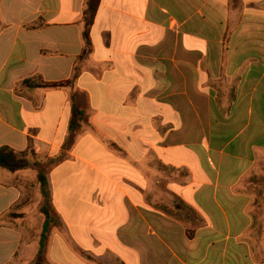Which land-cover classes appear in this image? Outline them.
<instances>
[{
  "label": "crops",
  "instance_id": "obj_1",
  "mask_svg": "<svg viewBox=\"0 0 264 264\" xmlns=\"http://www.w3.org/2000/svg\"><path fill=\"white\" fill-rule=\"evenodd\" d=\"M85 3L0 0V148L60 155L72 92L88 117L48 262L264 264V0H102L82 59ZM32 182L0 167V264L38 254Z\"/></svg>",
  "mask_w": 264,
  "mask_h": 264
},
{
  "label": "trees",
  "instance_id": "obj_2",
  "mask_svg": "<svg viewBox=\"0 0 264 264\" xmlns=\"http://www.w3.org/2000/svg\"><path fill=\"white\" fill-rule=\"evenodd\" d=\"M102 0H86L84 10V29L83 40L84 48L81 58L87 57L92 52V39L91 28L94 24L98 8ZM79 70L76 68L72 79L60 81V82H35L33 80H26V84L35 85L40 87H73L75 85L76 78L78 77ZM79 95L77 92H72V116L70 119L69 132L70 135L64 143L63 151L56 157H46L45 161L36 159L35 162H31L26 154L18 153L14 149L9 147L0 148V167L9 171L15 172L26 168H34L37 171L38 181L42 188L44 202L41 206V213L44 216V223L42 233L40 235L39 250L34 261V264H47L46 253L48 249V243L50 239V231L53 227L63 229L62 221L59 214L56 212L52 205L51 193L49 189L47 175L57 165H59L64 159L67 158V150L74 143L77 133L81 130L83 124L87 123L88 117L86 110L76 103V98ZM32 155L37 158V154L32 152ZM93 259L92 257H89Z\"/></svg>",
  "mask_w": 264,
  "mask_h": 264
},
{
  "label": "rangeland",
  "instance_id": "obj_3",
  "mask_svg": "<svg viewBox=\"0 0 264 264\" xmlns=\"http://www.w3.org/2000/svg\"><path fill=\"white\" fill-rule=\"evenodd\" d=\"M36 157L37 158H35V156L32 155L31 153L28 154V158L31 160V162H35L36 159H39L42 161L46 160L45 159L46 157H42V156H40V157L36 156ZM30 169L35 174H37V171L34 168L30 167ZM28 187H29V189H28V204H26V205L28 206L29 210L32 209V211L30 212L31 219L29 218L27 220V223H28L29 227L32 229V232H31L33 234L32 238L34 239L37 236L38 240L40 242V233H42V232H40L39 230L42 231V225L44 222V216L41 213V206L44 202V196H43L42 188L40 186L39 181L37 183L32 182V185L29 184ZM36 224H38V226H40V228H35ZM37 229H39V230H37ZM53 231L62 232V234L66 237V234L63 231V229H60L58 227H53V228H51L50 235L52 234ZM34 261L33 260H26V261L18 260L16 263H13V264H34ZM93 262L97 263V264H102L97 260H94ZM47 264H51V263L48 262V260H47Z\"/></svg>",
  "mask_w": 264,
  "mask_h": 264
}]
</instances>
